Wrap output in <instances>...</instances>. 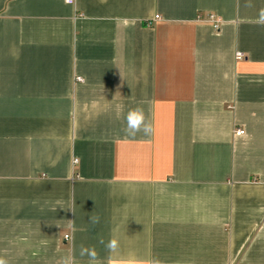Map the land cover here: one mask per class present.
<instances>
[{"label":"crops","instance_id":"obj_1","mask_svg":"<svg viewBox=\"0 0 264 264\" xmlns=\"http://www.w3.org/2000/svg\"><path fill=\"white\" fill-rule=\"evenodd\" d=\"M261 8L0 0V257L264 264Z\"/></svg>","mask_w":264,"mask_h":264},{"label":"clouds","instance_id":"obj_2","mask_svg":"<svg viewBox=\"0 0 264 264\" xmlns=\"http://www.w3.org/2000/svg\"><path fill=\"white\" fill-rule=\"evenodd\" d=\"M247 6L251 7L252 5L249 3ZM257 22L264 25V8L259 10ZM125 132L129 136H135L138 132H143L145 135L151 134L152 125L146 121L145 113L142 108L137 107L129 110L126 116ZM90 221L93 225H96L100 222V217L98 215H93L90 217ZM99 242L105 245L109 253L115 252L118 248V241L115 238L108 240L107 243L101 238ZM80 256H87L88 264H99L98 253L94 247H85L81 245ZM0 264H9V262L5 258L0 257ZM59 264H77V261L74 256L68 255L61 258Z\"/></svg>","mask_w":264,"mask_h":264},{"label":"built area","instance_id":"obj_3","mask_svg":"<svg viewBox=\"0 0 264 264\" xmlns=\"http://www.w3.org/2000/svg\"><path fill=\"white\" fill-rule=\"evenodd\" d=\"M66 1L68 3H74L75 2V0H66ZM156 18H159V16L156 15ZM213 21L215 22V26L218 27L219 20L213 19ZM243 56H244V53H241V52L237 53V58H242ZM76 78H77V80H83V78L81 76H77ZM243 134H245V130L244 129H242V128L237 129L236 135H243ZM70 238H71L70 234H65V239L69 240Z\"/></svg>","mask_w":264,"mask_h":264}]
</instances>
